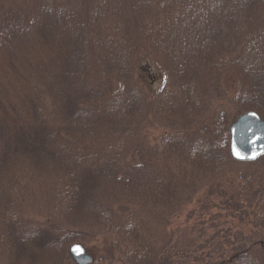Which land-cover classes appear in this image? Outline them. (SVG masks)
<instances>
[{
  "label": "trees",
  "instance_id": "1",
  "mask_svg": "<svg viewBox=\"0 0 264 264\" xmlns=\"http://www.w3.org/2000/svg\"><path fill=\"white\" fill-rule=\"evenodd\" d=\"M7 1L2 37L10 22L39 23L37 42L64 47L47 65L34 51L0 70V264H68L70 245L99 238L109 264H264V153L235 159L231 118L211 112L232 70V103L264 118V83L253 76L249 96L241 85L249 49L264 66V0ZM145 56L163 72L154 92ZM194 201L189 215L206 218L181 225Z\"/></svg>",
  "mask_w": 264,
  "mask_h": 264
},
{
  "label": "rangeland",
  "instance_id": "2",
  "mask_svg": "<svg viewBox=\"0 0 264 264\" xmlns=\"http://www.w3.org/2000/svg\"><path fill=\"white\" fill-rule=\"evenodd\" d=\"M7 2L11 3L13 1L8 0ZM16 6L17 5H15V6L13 5L10 7H12V8L15 7V9H17ZM46 12H48V11L45 10L44 13H46ZM53 18L54 17H52V19H50V20H53ZM43 20H44V17H43ZM13 22H10V24L6 26L5 37H2L0 35V70H2L3 74L5 72H7V69H11L13 67L14 68L20 67L21 64H23V63L33 62L32 60H33L34 56H32V52H34V51L39 52V54L37 55L39 57V61H44L43 64L47 65L48 63H50V57H49L50 53H55L57 51V46H58V48L64 47L63 43H62L63 40L56 46H54L55 43L50 44L47 41L41 42V43L37 42L36 37H37L38 32H39L38 31L39 29L37 26L39 23L34 24V25L31 24L30 26H26L25 24L20 23V22L12 24ZM44 24L48 25L47 28H51L52 24H50V23L47 24L45 22H44ZM182 34H183V31H182ZM176 41H178V38L176 39ZM33 43H34V45H33ZM168 43H171V42H168ZM30 45H33V46L31 47ZM171 45L174 46L173 42ZM98 46H99V44H98ZM86 50H88V42L87 41H79V44L77 45L78 54L79 53H81V54L85 53V55L87 57ZM112 51L117 52V50H114V49H112ZM247 53H253L252 55H254L253 58L247 56V57H245V60H244L247 65L251 64L252 68H249L247 75L244 77V79L242 81V84L241 83L240 84L243 85V87H244L243 92H245L249 96V91L247 90V88L249 87V84L251 82H253V76H256L258 78V79L254 78V80H258V81H261L264 83V66L258 65L256 63L255 57H259L262 55V54L261 55L259 54L257 49L255 51L253 48H251L245 54H247ZM140 77H141L142 81L144 82L148 91L154 92L162 84L163 72H162V69L159 66V64L152 57L145 56L141 62ZM3 78H4V76L0 75V80ZM114 83H116V82H114ZM222 83H223V87H224V92L220 97L213 99V101H214L213 106H212L213 109H211V112L216 111L218 113V111H221L222 109L226 110L227 115L231 118L230 123H232L242 113H245L248 110H255L252 108V109H248V110L241 112L232 103L231 98L238 92V77L234 71L230 70V71L223 72ZM163 131H164L163 128H159L158 130L154 131L153 136H158V139H159V136L162 138L164 135ZM244 165H245L244 161L233 162V166H232L233 172L231 174H229L227 177L221 178V180L217 183V185L223 184L224 190L231 191L232 187L238 182L239 170L241 168H243ZM36 206H37V204H32L31 208L34 210L33 207H36ZM190 207H194L195 209H197V203H195V201H194L188 205V207L186 208V211L184 212V214L181 217V220H180L181 225L192 223L194 220L199 219L200 216L202 218H206L205 214H200V213H195L194 215L193 214L189 215L190 213L188 211H189ZM216 208H217V206L214 209H216ZM94 213H95V210L92 209L91 215H93ZM75 214L77 215L78 212H75ZM188 216H190L189 219H188ZM186 220H188V221H186ZM228 221L234 222V221H236V219H230L229 218ZM173 225H175V224H170V226H169L170 231L173 228ZM204 225L206 226V227H204V229H206V233L214 232L217 235V232H216L217 228L214 229V231H213L211 229V227L208 226L209 223L206 222V223H204ZM245 229H247V230L250 229V226L246 225ZM202 235H203V233L199 234L200 238L202 237ZM99 239L97 241L92 240V241L88 242L86 244V246L88 247L89 251L92 252L95 256L101 255L100 259L97 260V264H109V256H108L109 251L106 250L105 245L102 244V243H104V240L101 238H99ZM232 239H234V238H232ZM35 246L36 245H30V247H33V248ZM30 252L31 251H28L27 254H30ZM41 253H43V252H41ZM103 254H104V257H103ZM43 255L41 257H38L37 261H31L30 257H27L26 254H25V256H22V257L17 256L15 258L17 259L18 264H47V260L43 259L44 258ZM12 257L14 258L13 254H12ZM18 257H21L23 260L18 259ZM32 259L34 260V257H32ZM67 262H68V264H76L73 257H70V259H68Z\"/></svg>",
  "mask_w": 264,
  "mask_h": 264
},
{
  "label": "water",
  "instance_id": "3",
  "mask_svg": "<svg viewBox=\"0 0 264 264\" xmlns=\"http://www.w3.org/2000/svg\"><path fill=\"white\" fill-rule=\"evenodd\" d=\"M230 151L238 160H253L264 153V119L258 111L242 113L231 123ZM70 252L79 264L94 262V255L82 242L73 243Z\"/></svg>",
  "mask_w": 264,
  "mask_h": 264
}]
</instances>
